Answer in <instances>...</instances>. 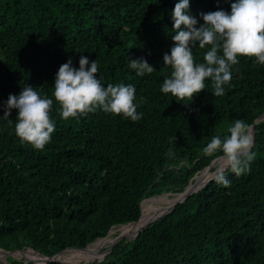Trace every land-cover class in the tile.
Wrapping results in <instances>:
<instances>
[{"label": "trees", "instance_id": "1", "mask_svg": "<svg viewBox=\"0 0 264 264\" xmlns=\"http://www.w3.org/2000/svg\"><path fill=\"white\" fill-rule=\"evenodd\" d=\"M230 2L190 0L197 16L217 8L230 11ZM175 3L0 0V103L26 84L51 96L60 64L71 57L78 67L86 55L98 61L106 85L134 84L137 110L144 113L139 121L102 110L63 119L53 98L56 130L43 150L16 135L15 109L9 116L13 123L0 120V248L30 246L51 256L85 247L114 225L137 220L142 199L149 197L143 212L150 196L184 194L179 192L193 175L220 155L202 154L211 137L224 134L237 118L251 125L264 113V65L253 57L241 56L233 65L223 96H213L211 82L187 103L161 92L171 71L163 54L174 43ZM203 52L194 49L196 60L202 61ZM140 56L156 68L153 73L140 77L129 68L128 57ZM255 130L257 155L250 172L229 173L228 186L209 181L132 239H121L83 264H264V120ZM199 176L190 186L208 180L198 183ZM173 202H153L148 220ZM7 259L0 264L23 263Z\"/></svg>", "mask_w": 264, "mask_h": 264}, {"label": "clouds", "instance_id": "2", "mask_svg": "<svg viewBox=\"0 0 264 264\" xmlns=\"http://www.w3.org/2000/svg\"><path fill=\"white\" fill-rule=\"evenodd\" d=\"M171 20L174 43L170 51L163 54V65L171 69L160 85L164 94L171 93L177 100L187 103L211 82L213 96H223L225 85L231 86L233 65L240 62L241 56L253 57V63L264 65V0H231L230 11L217 8L200 11L198 16L193 14L190 0H176ZM197 48L204 50L202 61L194 56ZM128 60L129 68L140 77L156 69L143 56L128 57ZM103 81L96 59L81 55L77 67L69 57L55 73L51 96L26 84L18 94L9 93L0 103L3 109L0 120L13 123L9 116L15 109L16 135L39 150L51 141L56 130L51 115L53 98L63 119H79L102 110L132 121L141 120L144 113L137 110L140 101L136 99V86L123 82L106 85ZM249 129L247 122L237 118L224 134L213 135L205 144L202 154H220L223 160L210 174V181L228 186L231 183L229 173L240 176L251 171L257 154Z\"/></svg>", "mask_w": 264, "mask_h": 264}, {"label": "rangeland", "instance_id": "3", "mask_svg": "<svg viewBox=\"0 0 264 264\" xmlns=\"http://www.w3.org/2000/svg\"><path fill=\"white\" fill-rule=\"evenodd\" d=\"M223 163V160L221 161V162H219V163H214L211 167H209L208 169H207V167H205L203 170H201V171H198V172H196L195 173V175H194V177L196 176V175H200L199 176V178H197L198 179V183H200V182H203V181H205V180H209V176H210V174L211 173H213L214 171H215V169L218 167V166H220L221 164ZM207 169V170H206ZM194 177H193V179H194ZM210 181V180H209ZM164 193H166V192H162L161 193V195L162 194H164ZM173 193H178V192H171L170 193V195H172ZM180 193V192H179ZM160 195V194H159ZM156 196V195H155ZM152 197V196H151ZM144 216L145 215H143V218H144ZM143 221H144V219H143ZM143 221L141 222V224L143 223ZM126 224V223H125ZM141 224H138V225H135L133 228L134 229H136L139 225H141ZM130 225H126V226H121V225H114L113 227H112V231L110 232V234L106 237V238H104V240H101V239H99V238H97L96 240H94V241H92V243H90L89 245H92V244H95V243H97V241H99V240H101L100 241V243H98V244H96V245H94L93 247L94 248H92V249H87V250H83V251H80L81 253L83 252L84 254H85V258H82V257H79V258H77L76 256H73V255H71L69 252H67V254L66 255H64V256H62L61 258H60V260L61 261H68L69 259H71V258H73V257H76L77 259V261L76 262H70L69 261V263H72V264H82V263H84L86 260L87 261H90L91 259H88V258H91V257H93L94 259L95 258H97V256H102V255H104L105 254V252H108L109 251V248L111 247V245H115L116 243H114L115 242V240L117 239V238H119V239H117V242H119L121 239H123V238H127L126 236H132V234L131 235H127V234H123L122 233V231H120V229L121 228H128ZM128 239V238H127ZM27 247H30V246H27ZM26 247V252L24 253V254H21V253H19V252H15V253H13V254H9V255H7L6 257H4V253L3 252H0V257L3 255V257L4 258H2V260L5 262V263H8L9 261H8V257H11V258H13V259H16V260H20V261H22L24 264H27L28 262H38L39 260H42V258L40 257V256H36V255H33V254H30L31 253V251L30 250H32L33 248L32 247H30V248H27ZM30 249V250H29ZM35 250V249H34ZM36 251V250H35ZM65 251H67V250H65ZM64 250H63V252H65ZM61 252V251H60ZM62 252V253H63ZM95 253V254H94ZM41 254V253H40ZM94 254V255H93ZM44 255V254H43ZM93 255V256H92ZM47 256V255H46ZM92 258V259H93ZM6 259H7V262H6ZM31 259H34V260H31ZM3 262V263H4ZM36 264V263H35Z\"/></svg>", "mask_w": 264, "mask_h": 264}, {"label": "water", "instance_id": "4", "mask_svg": "<svg viewBox=\"0 0 264 264\" xmlns=\"http://www.w3.org/2000/svg\"><path fill=\"white\" fill-rule=\"evenodd\" d=\"M262 120H264V113H261L259 116H257V117L254 119L253 123L250 125V129H249V131H250V134H251L252 137H253V140H255V131H256V130H255V125H256V123H258L259 121H262ZM219 157H221V155L215 157V159H213V160L208 164L207 169H208L209 167H211V166L214 164V162H215ZM207 169H206V170H207ZM193 177H194V175H193ZM193 177L190 179L189 184L185 187V189H184L182 192H180V193H184V195H183L181 198H179L178 200L174 201V202L171 204V206H169L168 208L164 209L162 212H158V213L154 214L153 217H152L150 220H148V221L145 223L144 226H142L140 229H138L136 232H134V233L132 234L131 237H130V236H126V237L128 238V239L126 238V240L132 239L137 233H139L142 229H144L145 227H147L152 221H154L155 219L159 218V217L162 216L163 214H165V213L171 211V210L175 207V205H176L177 203L184 201L186 198H188V197H189L190 195H192L193 193L197 192L199 189H201L204 185H206V184L209 182V180H207V181L204 182L201 186L196 187V188H192V186H190V183H191ZM188 187H189L190 189H189ZM187 188H188L189 190H188ZM166 193H171V192H166ZM154 196H155V195H154ZM150 197H151V196H150ZM147 198H149V197H146V198L142 199L141 202H140V206H141V214H142V203H143V200H145V199H147ZM141 214H140V216H139V218H138L137 220H135V221H131V222H128V223H126V224L134 223V222L138 221V220L140 219V217H141ZM126 224H121V226H122V225H126ZM112 230H113V229L111 228V229L107 232V234H106L105 236H103V237H99V239H104V238H106V237L110 234V232H111ZM119 238H120V237H119ZM119 238H117V239H119ZM117 239L115 240L114 243H117ZM90 243H92V242H90ZM90 243H88L85 247H81V248H77V247H69V248H67V249H65V250H71V249H74V250H84V249H85ZM113 246H114V244L111 245V247L109 248V251L112 249ZM27 248H30V247H27ZM65 250H64V251H65ZM26 251H27V250H26V247H23V248H20V249H14V250H7V249L0 248V252H3V253H4V257H6V256L9 255V254L11 255V254H13V253H15V252H19V253H21V254H24ZM32 251H33L34 253H36L37 255H39L40 257L43 258V260H39L38 262L35 261L37 264H45V263H48V262H57V263H62V264H72V263H69V262L64 261V260L61 261V260L57 257V256L60 255L63 251L58 252V253H55L54 255H51V256H46V255L40 254L39 252L35 251L34 249H32ZM106 253H108V252H105V254H106ZM4 257H3V255L0 257V262H4V261L2 260V258H4ZM31 260H34V259H31ZM6 262H7V259H6ZM33 262H34V261H33ZM86 262H88V261L86 260L84 263H86ZM4 263H5V262H4ZM22 264H24V263H22ZM82 264H83V263H82Z\"/></svg>", "mask_w": 264, "mask_h": 264}, {"label": "bare ground", "instance_id": "5", "mask_svg": "<svg viewBox=\"0 0 264 264\" xmlns=\"http://www.w3.org/2000/svg\"><path fill=\"white\" fill-rule=\"evenodd\" d=\"M200 185H196V186H194V187H192V188H196V187H199ZM190 189V188H189ZM188 189V190H189ZM184 194H181V195H178V196H168V195H166V194H162V195H157V196H153V197H151L148 201H147V203H146V205H145V207H144V210H143V212H142V215H141V217H140V219L138 220V221H136L135 223H133V224H131L127 229H125L122 233L124 234H131V233H133L134 231L136 232L138 229H140L142 226H144L145 225V223L148 221V218H149V212H150V207H151V205H152V203L153 202H158L159 200H161V199H165V200H170V201H176V200H178L179 198H181L182 196H183ZM143 215H145L144 216V218H143ZM143 219H144V221H143ZM143 221V223L141 224V222ZM138 224H141V225H139L136 229H134L133 227L135 226V225H138ZM101 240H104V239H101ZM101 240H99V241H97V243H95V244H93L90 248H87V249H92V248H94L93 246L94 245H96V244H98V243H100V241ZM87 249H85V250H87ZM31 251V253L30 254H33V255H36V256H39V255H37L36 253H34L32 250H30ZM67 252H69L71 255H73V256H76L77 258H79V257H85V254L82 252V253H80V252H71V251H65V252H63V253H61L60 255H58L57 257L60 259L62 256H64V255H66L67 254ZM42 258V257H41ZM42 260H43V258H42Z\"/></svg>", "mask_w": 264, "mask_h": 264}]
</instances>
